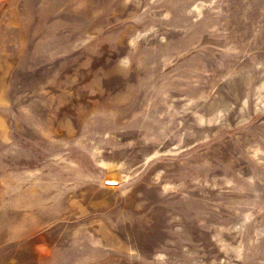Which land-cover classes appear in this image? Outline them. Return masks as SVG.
I'll use <instances>...</instances> for the list:
<instances>
[{
	"label": "rangeland",
	"instance_id": "obj_1",
	"mask_svg": "<svg viewBox=\"0 0 264 264\" xmlns=\"http://www.w3.org/2000/svg\"><path fill=\"white\" fill-rule=\"evenodd\" d=\"M0 264H264V0H0Z\"/></svg>",
	"mask_w": 264,
	"mask_h": 264
}]
</instances>
